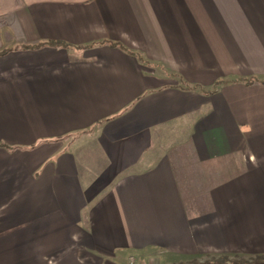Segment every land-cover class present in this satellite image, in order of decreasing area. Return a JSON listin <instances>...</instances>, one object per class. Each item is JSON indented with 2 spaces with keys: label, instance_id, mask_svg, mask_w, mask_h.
I'll return each instance as SVG.
<instances>
[{
  "label": "crops",
  "instance_id": "obj_1",
  "mask_svg": "<svg viewBox=\"0 0 264 264\" xmlns=\"http://www.w3.org/2000/svg\"><path fill=\"white\" fill-rule=\"evenodd\" d=\"M256 257L264 0H0V264Z\"/></svg>",
  "mask_w": 264,
  "mask_h": 264
},
{
  "label": "trees",
  "instance_id": "obj_2",
  "mask_svg": "<svg viewBox=\"0 0 264 264\" xmlns=\"http://www.w3.org/2000/svg\"><path fill=\"white\" fill-rule=\"evenodd\" d=\"M226 82H218L216 84L217 88L218 86H221L225 84ZM214 88V90H215ZM185 264H264V257H256L254 259L245 260V259H228V258H221V259H207L202 262H189Z\"/></svg>",
  "mask_w": 264,
  "mask_h": 264
},
{
  "label": "rangeland",
  "instance_id": "obj_3",
  "mask_svg": "<svg viewBox=\"0 0 264 264\" xmlns=\"http://www.w3.org/2000/svg\"><path fill=\"white\" fill-rule=\"evenodd\" d=\"M184 83L187 84L188 86H191L190 83H186V82H184ZM193 84H196V83H193ZM193 86H195V85H193ZM213 86H216V85L214 84ZM180 264H185V263H180Z\"/></svg>",
  "mask_w": 264,
  "mask_h": 264
}]
</instances>
